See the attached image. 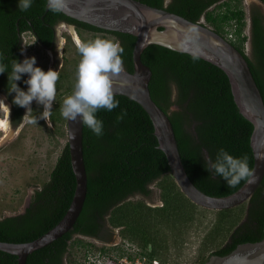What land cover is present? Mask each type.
Here are the masks:
<instances>
[{"label": "trees", "instance_id": "trees-1", "mask_svg": "<svg viewBox=\"0 0 264 264\" xmlns=\"http://www.w3.org/2000/svg\"><path fill=\"white\" fill-rule=\"evenodd\" d=\"M155 7H165L194 22L201 21L226 36L233 28L235 39L227 38L247 59L264 100V12L258 5L249 9L250 35L244 33L246 11L242 0H140ZM264 3V0H261ZM219 2V3H218ZM47 0H33L27 11L18 8V0H0V54L11 67L15 59L22 61L21 34L31 32L46 46L53 41V26L64 19L82 30L112 35L123 47V66L133 71V49L136 36L120 31L105 30L67 16L63 12L46 9ZM218 8V9H215ZM72 41L71 36H66ZM250 41L252 54L246 52ZM142 61L152 70L149 82L154 101L169 116L177 139L184 167L192 182L213 196L235 192L226 181L210 174L204 167L207 159H215L219 149L230 154L248 157L253 168L251 147L253 123L240 111L232 91L228 74L216 64L196 55L173 50L160 44H150L141 54ZM25 74L18 82L23 83ZM0 90L8 93V72L0 74ZM119 107L111 112L100 110L104 132L97 137L83 125V150L88 177L87 196L74 227L52 243L37 249L27 257L26 264H63L74 234L95 236L103 221L120 228V235L141 247L150 258L163 256L170 246L184 242L185 234L194 223L196 213L206 210L193 203L174 180L164 151L159 147L155 127L147 111L132 98L114 94ZM13 105L15 125L24 115V108ZM60 102L50 111V121L56 126L66 123L60 115ZM42 106L31 116L38 117ZM126 111L124 119L117 116ZM43 121V119H41ZM158 185L160 204H151V185ZM76 188L68 142L65 143L48 180L35 191L25 211L0 218V240L31 241L44 234L64 216ZM141 195V198H133ZM211 210V209H210ZM217 217L212 232L220 231L228 221L226 239L219 242L200 264L211 255H226L245 242L260 241L264 237V178L248 201L233 208L215 210ZM216 234H207L203 246ZM124 253V252H123ZM77 261V260H76ZM74 263V261H73ZM72 263V264H73ZM0 264H17V256L0 250ZM79 264H84L80 260Z\"/></svg>", "mask_w": 264, "mask_h": 264}, {"label": "water", "instance_id": "water-1", "mask_svg": "<svg viewBox=\"0 0 264 264\" xmlns=\"http://www.w3.org/2000/svg\"><path fill=\"white\" fill-rule=\"evenodd\" d=\"M63 13L93 26L130 33L136 36L133 49V71L113 77L114 94L137 101L149 114L155 127L159 147L166 154L171 174L180 190L195 204L223 210L236 207L254 194L264 178V100L245 56L222 34L200 21H192L165 7H155L140 0H66ZM48 10V4L46 5ZM202 57L229 76L240 111L254 125L251 147L254 156V183H247L226 196H213L199 189L190 179L178 147L169 116L151 96V68L141 54L150 44ZM67 142L76 188L69 208L59 222L39 237L26 242L0 240V250L17 256V264L70 231L79 217L87 196L88 177L83 150V123L66 120ZM205 264H264V237L260 241L238 244L226 255H211Z\"/></svg>", "mask_w": 264, "mask_h": 264}, {"label": "rangeland", "instance_id": "rangeland-1", "mask_svg": "<svg viewBox=\"0 0 264 264\" xmlns=\"http://www.w3.org/2000/svg\"><path fill=\"white\" fill-rule=\"evenodd\" d=\"M253 1L242 0L241 3V6L246 11L244 33L248 35L250 34L249 6ZM234 2L236 1L233 0V4ZM201 21H204V19L201 18ZM227 27L231 29V26ZM57 32L59 35L58 46L60 47L58 54L59 57L64 54V58H58L54 52L42 48L32 35H24V40H26L24 42L25 57L35 56L38 66L45 71L48 69L56 70L59 74V79L56 82V99L52 107L55 102L62 104L63 99L73 92L77 65L80 60V54L74 41H68L66 51H61L62 46L65 45L63 44L62 36L70 35L72 38L81 41H91L98 37L115 41L112 35L86 30L81 31L82 37H78L67 28H59ZM245 49L249 55L252 54L249 40L245 44ZM0 99H4V97L0 96ZM5 103H7L6 100ZM32 108V112L35 113L39 105L33 101ZM0 119L4 120L7 125L6 127H0V218H3L21 213L28 204L33 192L41 188L48 180L50 172L67 142V125L62 123L56 127L49 118L48 122L40 119L37 124L21 123L20 126L13 128L7 111H0ZM161 181V179H158L151 185L153 194L151 197L145 198L147 202L151 204L161 203L157 195L158 185ZM141 197L143 196L136 195L133 198ZM218 216L219 214L215 210L210 209L196 213L194 223L191 224L185 234L184 242L172 244L168 251L162 252L166 254L160 256L159 259L168 261L171 264H200L202 258L207 256L219 242L226 239L230 225L228 221L221 223L222 229L220 231L212 232V227L218 220ZM207 234H216L217 238L214 241L209 239L203 246V240ZM75 237L81 238V240L85 239L83 237ZM120 237L118 236V240L121 239V243L110 246L108 253L104 257L103 255L100 256V258L106 259L108 258L107 255L116 256L123 252H132L135 248L141 249L138 244ZM89 251L90 260L87 261V258L86 263L96 264V260L99 258L98 250L94 246ZM84 253L85 249L83 246H71L67 259L71 262L74 261V264L80 263V260L83 261L85 259Z\"/></svg>", "mask_w": 264, "mask_h": 264}, {"label": "clouds", "instance_id": "clouds-1", "mask_svg": "<svg viewBox=\"0 0 264 264\" xmlns=\"http://www.w3.org/2000/svg\"><path fill=\"white\" fill-rule=\"evenodd\" d=\"M32 3L33 0H18V8L27 11ZM47 4L49 10L56 13L63 12L67 6L66 0H47ZM75 43L80 54L76 81L73 92L63 99L60 115L69 121L79 119L99 137L103 135L104 125L97 113L100 110L111 112L119 107L120 102L114 96L112 78L124 71V49L118 41L99 37L91 41L76 40ZM3 61V54H0V74L8 72V93H14L12 103L26 110L21 123L34 125L40 119L48 122L56 99L58 72L53 69L45 71L37 65L35 56L25 57L23 61L13 60L10 69ZM24 74H27V79L23 81L27 85L26 90L18 84ZM33 101L43 108L38 117L30 115ZM0 111L10 113L4 99H0ZM125 115L126 111H122L117 120H123ZM204 167L210 174L226 181L228 187H236L241 181L249 184L255 182L254 170L249 166L248 157L234 156L224 148L218 150L214 160H205Z\"/></svg>", "mask_w": 264, "mask_h": 264}, {"label": "flooded vegetation", "instance_id": "flooded-vegetation-1", "mask_svg": "<svg viewBox=\"0 0 264 264\" xmlns=\"http://www.w3.org/2000/svg\"><path fill=\"white\" fill-rule=\"evenodd\" d=\"M254 5H258L260 7V9L262 10V12H264V3L261 0H254L250 4L249 9H251V7L254 6ZM249 21H250V15H249ZM250 27H251V25H250ZM59 28H67L70 32H74L78 37L81 36V32H79V29L76 26V24L70 23V22H68V21H66L64 19L58 21L53 26V34H54V36H53V41H52V43H51L50 46L43 45L38 40V38L36 37L35 34H33L31 32H28V31L27 32H23L21 34V47H22L23 51L21 49V52H20L22 58L24 59V57H25V55H24V50H25V43L24 42H26V40H24V35L25 34L32 35L35 38L36 42L42 48H44L45 50L54 52V54L58 58H60V57L61 58H64V54L63 55L61 54L60 57H59V54H58V51H59V48H58L59 35H58V32L57 31H58ZM62 39H63V44H65V45L62 46V48H61L62 50L61 51L62 52H65L66 51V44L68 43V39L64 35L62 36ZM71 39H72V41H74V43L76 42V39L75 38H72L71 37ZM56 64H57V62H56ZM25 77L27 79V74H25ZM0 96L4 97V99L7 101L8 105H9V108H10V113H9V119H10L9 121H10V124L13 126V128H16V127L20 126L21 125V121H19L17 123V125H15L14 122H13V118H12L13 105H12V102L10 101V99L8 98L6 92L4 90H0ZM25 111L26 110L24 109V113H25ZM35 191L33 192V194L35 193ZM33 194L31 195L30 200L28 201V204L25 206V209L29 205ZM25 209L22 212H24ZM119 230H120L119 228H114V227L110 226L107 223V221H103L102 224H101V226H100V228H99V231H98L97 235H95V236H86V235L74 234L73 237L71 238L70 242L71 241H80L79 244H81V246H83L84 249H85V253H84L85 259L83 260V262L85 264L87 258L90 259V255H89L90 251L89 250L91 249V247H94L95 246V248L98 250V256H99V255H104V254L108 253V250H109L110 246H112L114 244H120L121 243V239L118 240V236L120 237V231ZM75 236H77V237H83L85 239L84 240H81V238L79 239V238H76ZM67 254L68 253H66L65 256H64L63 264H72L73 262H71V261H69L67 259ZM76 264H79V263H76Z\"/></svg>", "mask_w": 264, "mask_h": 264}, {"label": "built area", "instance_id": "built-area-1", "mask_svg": "<svg viewBox=\"0 0 264 264\" xmlns=\"http://www.w3.org/2000/svg\"><path fill=\"white\" fill-rule=\"evenodd\" d=\"M228 32L226 34L227 38L235 39L234 30L231 27V29H227ZM96 260V264H171L168 261H163L159 258H150L148 255L142 253V250L140 248H135L132 252H124L121 254H117L116 256L107 255L108 258L104 259L103 257ZM88 259L87 261H89ZM85 264H90L86 263Z\"/></svg>", "mask_w": 264, "mask_h": 264}, {"label": "bare ground", "instance_id": "bare-ground-1", "mask_svg": "<svg viewBox=\"0 0 264 264\" xmlns=\"http://www.w3.org/2000/svg\"><path fill=\"white\" fill-rule=\"evenodd\" d=\"M78 40V39H76ZM6 123L4 122V120L0 119V127H6Z\"/></svg>", "mask_w": 264, "mask_h": 264}]
</instances>
